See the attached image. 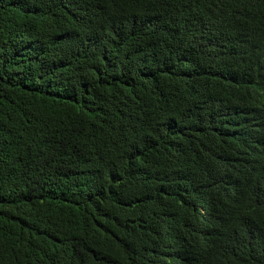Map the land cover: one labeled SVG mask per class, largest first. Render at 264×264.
I'll return each instance as SVG.
<instances>
[{
    "label": "trees",
    "instance_id": "trees-1",
    "mask_svg": "<svg viewBox=\"0 0 264 264\" xmlns=\"http://www.w3.org/2000/svg\"><path fill=\"white\" fill-rule=\"evenodd\" d=\"M0 264H264V0H0Z\"/></svg>",
    "mask_w": 264,
    "mask_h": 264
}]
</instances>
